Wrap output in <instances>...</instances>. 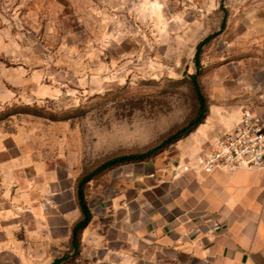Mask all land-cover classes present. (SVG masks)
I'll use <instances>...</instances> for the list:
<instances>
[{"label":"rangeland","instance_id":"obj_1","mask_svg":"<svg viewBox=\"0 0 264 264\" xmlns=\"http://www.w3.org/2000/svg\"><path fill=\"white\" fill-rule=\"evenodd\" d=\"M257 16L264 0H0V200L36 217L60 197L53 215L69 214L78 183L100 165L146 154L195 118V84L203 123L93 176L83 198H97L119 168L190 159L207 130L244 109L242 82L260 77L264 47L242 30ZM17 237L19 256L0 253L1 264L50 257L54 244L28 239L21 219Z\"/></svg>","mask_w":264,"mask_h":264},{"label":"crops","instance_id":"obj_2","mask_svg":"<svg viewBox=\"0 0 264 264\" xmlns=\"http://www.w3.org/2000/svg\"><path fill=\"white\" fill-rule=\"evenodd\" d=\"M242 26L264 47V16L249 17ZM259 71L258 79H243L248 96L242 108L264 121V67ZM240 112L207 130L205 142L189 151L190 158L233 126ZM185 161L119 168L97 198L85 200L91 219L79 233L77 247L71 235L82 217L78 201L69 214L55 217L63 202L48 197L45 213L32 217L20 216L16 202L0 200V239L10 241L1 244L0 253L19 256L21 219L28 239L54 244L50 257L38 260L41 264H264V169L175 175ZM58 246L70 252L55 257Z\"/></svg>","mask_w":264,"mask_h":264},{"label":"built area","instance_id":"obj_3","mask_svg":"<svg viewBox=\"0 0 264 264\" xmlns=\"http://www.w3.org/2000/svg\"><path fill=\"white\" fill-rule=\"evenodd\" d=\"M264 169V121L243 109L237 121L216 135L212 144L185 161L174 174Z\"/></svg>","mask_w":264,"mask_h":264},{"label":"trees","instance_id":"obj_4","mask_svg":"<svg viewBox=\"0 0 264 264\" xmlns=\"http://www.w3.org/2000/svg\"><path fill=\"white\" fill-rule=\"evenodd\" d=\"M211 39H213V35H209L202 42L198 44L196 48V53H195V61L197 65L199 63V55L201 53V47L209 43ZM193 87H194L195 96H196V100L198 104V109H197V114L192 121L187 123L185 126L177 130L172 135L168 136L166 140L161 144V146L154 148L153 150L147 152L146 154H142L138 156H121V157H116L109 161H106L102 165H100L92 174L87 176L86 179H83L78 183L77 201H78V206H79L82 217L80 221H78L72 229V235H71L72 246L77 247L79 233L81 232V230H83L88 225L91 219L90 210L88 209L86 202L83 198L82 185L84 182H88L89 180L92 179L93 176L103 171L109 170L117 165H122V164L136 162V161H143L149 158L152 154L156 153L157 151H160V149L164 148L165 146L171 145L172 143L179 141L180 139L188 136L190 133L194 132L199 125L203 123L206 117V112H207L205 100L203 96H201L200 93L197 92V87L195 86V84L193 85ZM60 262L61 260H56L52 264H59Z\"/></svg>","mask_w":264,"mask_h":264}]
</instances>
